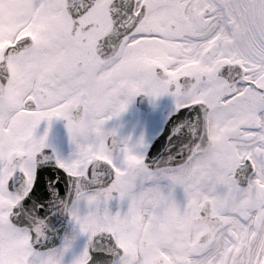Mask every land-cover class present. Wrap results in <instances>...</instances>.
<instances>
[{
  "label": "snow or ice",
  "instance_id": "obj_1",
  "mask_svg": "<svg viewBox=\"0 0 264 264\" xmlns=\"http://www.w3.org/2000/svg\"><path fill=\"white\" fill-rule=\"evenodd\" d=\"M141 93L163 154L107 126ZM0 264H264V0H0Z\"/></svg>",
  "mask_w": 264,
  "mask_h": 264
},
{
  "label": "flooded vegetation",
  "instance_id": "obj_2",
  "mask_svg": "<svg viewBox=\"0 0 264 264\" xmlns=\"http://www.w3.org/2000/svg\"><path fill=\"white\" fill-rule=\"evenodd\" d=\"M17 84L19 96L23 94L26 89L25 80L19 73ZM174 104L175 101L173 96L168 93L156 98H150L143 93L138 94L125 112L119 117H114L115 123L120 126L118 129L119 133L124 136H131L133 139L143 135L149 146L154 135L158 131L164 129L165 125L170 120ZM128 113L130 114V119L120 120L122 116ZM112 119L106 122L107 126H114ZM48 139L49 143L52 145L49 149L53 150V148H55L63 155L71 153L74 147L68 135L66 121L63 118L53 119L49 129ZM111 204L118 206L116 200H113ZM84 241L85 237L81 236L79 240L80 248L83 246Z\"/></svg>",
  "mask_w": 264,
  "mask_h": 264
},
{
  "label": "rangeland",
  "instance_id": "obj_3",
  "mask_svg": "<svg viewBox=\"0 0 264 264\" xmlns=\"http://www.w3.org/2000/svg\"><path fill=\"white\" fill-rule=\"evenodd\" d=\"M9 65H10V69H11V79H10V82L8 84L6 93L9 94L10 96L16 97V96H18V89H16V88L18 87V85H17V80H18L17 73H19V70H18V67L14 63H9ZM45 126L47 127V121H46ZM37 131L39 132V130H37ZM175 190H179V189H177V187H176ZM181 195H183V194H181ZM181 195L179 196V193H178V197H179L178 199H180Z\"/></svg>",
  "mask_w": 264,
  "mask_h": 264
},
{
  "label": "bare ground",
  "instance_id": "obj_4",
  "mask_svg": "<svg viewBox=\"0 0 264 264\" xmlns=\"http://www.w3.org/2000/svg\"><path fill=\"white\" fill-rule=\"evenodd\" d=\"M127 119H130V114H129V113L126 114V115H124V116H122V117L120 118V120H127ZM112 122H114V126H118V129L120 128L119 124H116V123H115V119H114V118L112 119Z\"/></svg>",
  "mask_w": 264,
  "mask_h": 264
},
{
  "label": "water",
  "instance_id": "obj_5",
  "mask_svg": "<svg viewBox=\"0 0 264 264\" xmlns=\"http://www.w3.org/2000/svg\"><path fill=\"white\" fill-rule=\"evenodd\" d=\"M6 69H7V71H8V67L6 66ZM57 216L58 217H61L62 218V216H59L58 214H57ZM64 217V216H63ZM63 222H64V220H63ZM59 228V222H57V223H54V225H52V231L53 230H57ZM47 246H49V244H46ZM50 247V246H49Z\"/></svg>",
  "mask_w": 264,
  "mask_h": 264
},
{
  "label": "clouds",
  "instance_id": "obj_6",
  "mask_svg": "<svg viewBox=\"0 0 264 264\" xmlns=\"http://www.w3.org/2000/svg\"><path fill=\"white\" fill-rule=\"evenodd\" d=\"M7 65H5V67H6Z\"/></svg>",
  "mask_w": 264,
  "mask_h": 264
}]
</instances>
